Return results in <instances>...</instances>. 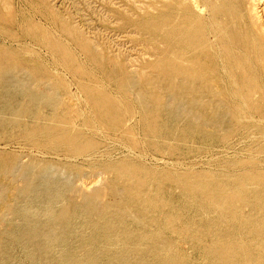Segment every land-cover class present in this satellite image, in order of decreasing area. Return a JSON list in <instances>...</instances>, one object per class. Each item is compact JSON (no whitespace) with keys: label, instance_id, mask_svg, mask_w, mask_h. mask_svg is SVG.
I'll list each match as a JSON object with an SVG mask.
<instances>
[{"label":"rangeland","instance_id":"obj_1","mask_svg":"<svg viewBox=\"0 0 264 264\" xmlns=\"http://www.w3.org/2000/svg\"><path fill=\"white\" fill-rule=\"evenodd\" d=\"M263 32L264 0H0V264H264Z\"/></svg>","mask_w":264,"mask_h":264},{"label":"bare ground","instance_id":"obj_2","mask_svg":"<svg viewBox=\"0 0 264 264\" xmlns=\"http://www.w3.org/2000/svg\"><path fill=\"white\" fill-rule=\"evenodd\" d=\"M255 1H256V0H255ZM194 2L196 3V1H194ZM247 3H248V1H247ZM251 3H252V2H251ZM182 4H183V3H182ZM177 5H178V4H177ZM195 5H196V4H195ZM201 6H202V5H201ZM224 7H225V6H224ZM185 8H186V7H185ZM256 8H257V6L255 7V9H256ZM162 10H163V9H162ZM253 10H254V8H253ZM201 12H202V11H201ZM252 12H253V11H252ZM255 14H256V15L258 14V10H257V12H255ZM260 14H261V13H260ZM253 16H254V15H253ZM254 17H255V16H254ZM256 17H257V16H256ZM225 19H226V18H225ZM225 19H224V20H225ZM249 19H250V18H249ZM59 20H60V19H59ZM255 20H258V19H255ZM238 22H239V21H238ZM260 22H261V21H260ZM260 22H259V23H260ZM262 23H263V22H262ZM226 24H227V23H226ZM260 28H261V27H260ZM262 31H263V30H262ZM257 33H258V32H257ZM262 34H264V32H263ZM257 35H258V34H257ZM259 36H260V35H259ZM243 37H244V36H243ZM261 38H262V37H261ZM263 38H264V37H263ZM263 38H262V39H263ZM156 39H157V38H156ZM161 42H162V41H161ZM157 43H158V41H157ZM164 44H165V43H164ZM166 45H167V44H166ZM240 45H241V44H240ZM156 46H157V45H156ZM162 46H164V45H162ZM169 47H170V46H169ZM161 48H162V47H161ZM167 48H168V45H167ZM167 48L165 49V48L163 47V49H165V50H167ZM168 49H169V48H168ZM171 49H173V47H172ZM63 50H64V49H63ZM158 50H159V49H158ZM174 50H175V49H174ZM160 51H162V50L160 49ZM156 52H157V51H156ZM166 52H167V51H166ZM168 52H169V51H168ZM192 52H193V51H192ZM195 52H196V51H195ZM176 53H177V52H176ZM176 53H175V54H176ZM179 53H180V52H179ZM162 54H165V52L162 53ZM190 54H191V53H190ZM160 55H161V54H160ZM161 56H162V55H161ZM168 56H169V55H168ZM186 56H187V55H186ZM196 56H197V55H196ZM171 57H172V55H171ZM184 57H185V56H184ZM206 57H207V56H206ZM161 59H162V58H161ZM187 59H188V58H187ZM191 59H192V58L189 59L190 62H191ZM156 60H157V59H156ZM180 60H181V59H180ZM185 61H186V60H185ZM187 61H188V60H187ZM208 61H209V60H208ZM165 62H166V61H165ZM181 62L185 63L184 61H181ZM263 62H264V61H263ZM168 63H169V62L164 63V64L161 63V65L167 66ZM192 63H194V62H192ZM107 64H108V63H107ZM109 64H110V63H109ZM170 64H171V63H169L168 65H170ZM185 64H187V62H186ZM188 64H189V63H188ZM188 64H187V65H188ZM205 64H206V63H205ZM161 65L159 66V64H155V65L153 64L152 66H153L155 69H157L156 72H158V73H159V72L161 73V72L164 71V72H166L167 74H169L170 71L167 70V69H164ZM189 65H191V64H189ZM207 65H208V63H207ZM118 66H119V65H118ZM116 67H117V66H116ZM210 67H211V66H210ZM118 68H119V67H118ZM122 68H123V67H122ZM162 68H163V70H162ZM167 68H169V67L167 66ZM200 68H201V67H200ZM114 69H115V68H114ZM168 71H169V72H168ZM149 72H150V71H149ZM181 72H182V71H181ZM147 76H148V75H147ZM183 77H184V76H183ZM180 78H181V76L179 77V79H180ZM181 79H182V78H181ZM168 81H169V84H171L169 79H168ZM166 83H167V82H166ZM173 83H174V82H173ZM174 85H175V84H174ZM174 85H173V86H174ZM168 87H169V86H168ZM225 88H226V87H225ZM167 89H168V88H167ZM200 90H201V89H200ZM168 91H169V90H168ZM202 114H203V113H202ZM208 117H209V116H208ZM203 118H204V117H203ZM39 171H40V170H39ZM87 196H88V195H87ZM91 197H92V194H91ZM93 197H94V196H93ZM88 198H90V196H89ZM35 232H36V231H35ZM35 235H36V234H35ZM32 237H33V236H32ZM33 238H35V237H33ZM36 238H37V237H36ZM36 238H35V239H36ZM34 243H35V241H34ZM36 243H37V241H36ZM139 249L142 250L143 248L140 247ZM68 256H69V255H68ZM120 259L124 260L125 257H122V258H120ZM44 260H45V259H44ZM47 260H48V259H47ZM125 260H126V259H125ZM125 260H124V261H125ZM45 263H46V261H45ZM47 263H48V262H47ZM95 264H97V263H95Z\"/></svg>","mask_w":264,"mask_h":264}]
</instances>
